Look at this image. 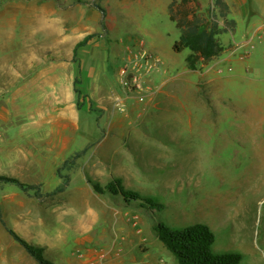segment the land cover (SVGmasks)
Wrapping results in <instances>:
<instances>
[{"label":"rangeland","instance_id":"obj_1","mask_svg":"<svg viewBox=\"0 0 264 264\" xmlns=\"http://www.w3.org/2000/svg\"><path fill=\"white\" fill-rule=\"evenodd\" d=\"M3 1L26 3L29 13L58 12L63 27L69 26V18L83 16L91 25L89 35H96L95 44L83 49L75 61L83 60L80 90L90 89L95 100L77 104L81 134L75 147H88V152L63 175L71 174L76 187L85 178L91 188V197L76 203H89L104 221L92 223L93 237L103 241L97 249L105 248L104 241L110 246L125 244L133 264H177L155 227L162 223L180 230L204 224L215 235V254L236 253L242 256L241 264H264V42H256L249 60V55L243 56L249 72L246 67L230 71L228 64L216 65L212 86L201 75L234 50L229 45L233 36L227 33L231 30L219 36L224 54L192 72L186 63L190 51H174L181 32L170 19L168 0ZM12 9L15 12L16 7ZM218 11L208 0L200 14L208 29L214 22L226 28L229 20L219 17ZM127 46L144 49L159 61V68L146 79L148 86L155 89L169 82L155 99H135L137 94L132 98L124 90L120 72ZM116 95L124 100V114L115 108ZM11 166L5 162L2 174H10ZM116 179L165 209L150 210L139 203L127 206L120 196L98 194L89 183L105 187ZM13 191L19 189L0 183L1 195ZM28 201L32 211L43 204L33 192ZM44 220L55 223L56 217ZM73 239L72 235L70 251Z\"/></svg>","mask_w":264,"mask_h":264},{"label":"crops","instance_id":"obj_2","mask_svg":"<svg viewBox=\"0 0 264 264\" xmlns=\"http://www.w3.org/2000/svg\"><path fill=\"white\" fill-rule=\"evenodd\" d=\"M173 1L165 4L168 12ZM190 1V7L198 15L205 12L208 0ZM224 2L229 8L227 18L234 23L233 31L227 32L233 36L234 41L229 45L234 50L211 63L201 75L212 86L216 82L211 76L216 65L228 64L230 71L234 67H246L249 72L245 61L251 58L256 42H264V0ZM63 22L58 12L55 15H44L38 10L29 13L26 3L0 2V168L5 162L13 166L8 175L2 174L0 169V177L41 185L44 194L52 193L64 183L57 174L58 169L85 149L75 147L81 134L76 81L83 83V60L75 61L79 58L76 55L95 41L76 51L77 45L90 34V22L83 16L69 18L68 27L61 26ZM236 54H239L237 59ZM245 55L249 58L243 60ZM262 56L264 58V53ZM158 68L157 64L155 69ZM168 82L134 98L155 99ZM89 91L82 93L94 102ZM80 182L76 187L71 177L65 192L41 200L36 198L43 204H38L35 211L29 209L28 198L32 192L28 194L17 187L19 191L0 194L3 201L0 211L7 226L31 245L43 249L45 259L51 264H133L125 244L110 246L111 243L107 245L104 241L105 248L97 249L103 241L93 237L92 223L104 221L100 222L99 214L89 203H76L81 198L91 197L85 178ZM52 200L60 203L56 205ZM44 217H56L55 223H48ZM0 264L39 263L2 226Z\"/></svg>","mask_w":264,"mask_h":264},{"label":"trees","instance_id":"obj_3","mask_svg":"<svg viewBox=\"0 0 264 264\" xmlns=\"http://www.w3.org/2000/svg\"><path fill=\"white\" fill-rule=\"evenodd\" d=\"M190 0H182L181 2L173 1L169 6L170 19L175 22L177 28L181 32V37L174 45V51L181 53L188 49L190 55L186 59V63L190 70H197L198 66L210 64L212 61L219 59L225 52L219 36L232 30L234 27L233 21L226 23V28L221 29L216 22L213 23L211 29L207 28V20L202 15H198L191 7ZM219 17L227 19L229 8L224 0H217ZM103 13L104 10L98 7ZM217 18L214 19L216 21ZM96 37V35L87 36L76 47L87 46V44ZM76 94L78 97V105L84 103L88 96L83 94L79 88L80 82L76 81ZM88 152V147L76 153L73 157L64 162L57 174L62 177L64 183L56 188L52 193H42L41 185H27L15 178L0 177V183L11 184L18 187L25 193L33 192L34 197L41 200L48 198L67 190L70 185L71 177L63 175L64 171H72L77 167L78 161ZM94 191L98 194H106L107 192L115 196H120L122 202L127 206L140 204L143 208L150 210H163L165 206L158 203L154 199H145L140 193L132 190H127L122 180L116 179L102 187L99 183L89 181ZM0 223L9 233V235L19 243L25 251L39 264H51L44 257L43 249L31 245L26 240L22 239L15 231L10 229L5 222L0 211ZM158 239L163 243L164 247L174 256L177 264H241L242 256L236 253L215 254L213 245L215 244V235L211 228L204 224H196L184 229H173L165 224H159L155 227Z\"/></svg>","mask_w":264,"mask_h":264},{"label":"built area","instance_id":"obj_4","mask_svg":"<svg viewBox=\"0 0 264 264\" xmlns=\"http://www.w3.org/2000/svg\"><path fill=\"white\" fill-rule=\"evenodd\" d=\"M210 5L213 10L218 9L217 0H210ZM262 37H264V29L262 30ZM127 50L128 56L126 58V64L120 72L121 83L124 90L127 92L128 96L146 93L151 90L146 79L148 75L157 68L159 61H155L154 57L148 54L144 49L133 50V47L127 46ZM114 101L117 111L124 114L126 111L124 100L116 95Z\"/></svg>","mask_w":264,"mask_h":264}]
</instances>
